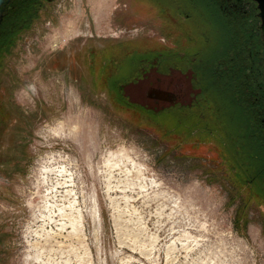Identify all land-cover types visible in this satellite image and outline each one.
<instances>
[{"label":"rangeland","instance_id":"374dc122","mask_svg":"<svg viewBox=\"0 0 264 264\" xmlns=\"http://www.w3.org/2000/svg\"><path fill=\"white\" fill-rule=\"evenodd\" d=\"M43 3L0 59V264H264V200L227 163L224 128L187 130L206 69L179 83L155 65L159 38L175 40L170 1ZM49 157L76 194L41 182Z\"/></svg>","mask_w":264,"mask_h":264},{"label":"flooded vegetation","instance_id":"af4514ba","mask_svg":"<svg viewBox=\"0 0 264 264\" xmlns=\"http://www.w3.org/2000/svg\"><path fill=\"white\" fill-rule=\"evenodd\" d=\"M46 1L48 4L54 0ZM169 1L173 14L170 31L175 40L166 46V39L159 38L162 49L158 50L155 65H167L180 73L179 83L195 65L206 69V74L198 72L199 93L193 95L188 105L190 126L247 128L264 148V39L258 2ZM14 2L6 3L7 14L1 25L15 7ZM3 32L6 30H0ZM181 95H170L178 106Z\"/></svg>","mask_w":264,"mask_h":264},{"label":"trees","instance_id":"16d2710c","mask_svg":"<svg viewBox=\"0 0 264 264\" xmlns=\"http://www.w3.org/2000/svg\"><path fill=\"white\" fill-rule=\"evenodd\" d=\"M42 2L43 0H15V7L7 15L5 22L0 26V30H6V32L0 33V59L4 53L11 52V48L14 46L16 39L26 30V27L29 26V23L35 18L37 13L40 12ZM144 59L143 62L148 61L147 63L152 65L151 57L148 56V58ZM135 61L138 62L137 59ZM113 62L117 66L122 61L114 58ZM147 63L145 64L146 66H148ZM122 76L118 74L111 75L108 81L115 88L117 96L120 98L119 100L126 104L128 101L122 91V86L125 84ZM198 129L205 128H187L188 131L193 132H196ZM240 130L247 132L245 141H239L237 138V142L229 140L230 134L226 128L216 133L219 134L218 137L224 145L223 152L227 157V163L229 162L234 172L236 171L241 174L239 175L242 179L238 177L240 180H245L242 181L243 185L249 183L247 186L250 190H257L259 198L264 200V148L259 139L255 138L254 142L251 140L252 136L249 134L247 128H239V132ZM210 131L212 132L211 129Z\"/></svg>","mask_w":264,"mask_h":264},{"label":"bare ground","instance_id":"6f19581e","mask_svg":"<svg viewBox=\"0 0 264 264\" xmlns=\"http://www.w3.org/2000/svg\"><path fill=\"white\" fill-rule=\"evenodd\" d=\"M73 128V131H72V135L70 136V137H76V136H78L79 135V132H77V130H76V128H77V126H73L72 127ZM63 129V128H62ZM63 131V130H62ZM69 133V132H68ZM67 133V134H68ZM66 136H68V135H66ZM69 137V136H68ZM54 155V154H53ZM59 155V154H58ZM49 156V155H48ZM55 157V156H54ZM69 157V156H68ZM113 157V156H112ZM51 158H53V157H49L48 158V160H47V162L46 163H44L43 165H42V168H41V176H39L40 177V180H41V182L45 185V186H47L49 189H55V188H58V187H60L59 185H66V186H70V188H71V186H73V185H71V184H73V182H74V179H73V173H72V171L70 170V168H69V166H67L65 163H61L60 165H58V166H50L49 164H48V162L50 163V162H53V161H50L51 160ZM65 158H66V156H65ZM115 158H116V156H115ZM54 159V158H53ZM55 159H56V157H55ZM57 159H59L58 157H57ZM108 159V158H107ZM106 159V160H107ZM113 159V158H112ZM127 159V158H126ZM129 159V158H128ZM110 160V159H109ZM122 160V159H121ZM133 160V159H132ZM59 161V160H58ZM62 161V160H61ZM108 161V160H107ZM123 161V160H122ZM130 161V160H129ZM108 162H110V161H108ZM108 162H107V164H108ZM133 162V161H132ZM71 163V162H70ZM77 163V162H76ZM134 163V162H133ZM133 163H131V164H133ZM56 164V163H55ZM58 164V163H57ZM126 164H128V163H126ZM54 165V164H53ZM118 165H119V163H118ZM123 165V164H122ZM135 165H136V163H135ZM73 166V165H72ZM77 166V165H76ZM75 166V167H76ZM116 166V165H115ZM137 166V165H136ZM74 167V166H73ZM108 167H109V165H108ZM118 167V166H117ZM120 167V166H119ZM119 167H118V169H119ZM77 168H79V167H77ZM126 168V167H125ZM133 169H134V166L132 167ZM113 169H115V168H113ZM112 169V170H113ZM132 169V170H133ZM140 169V168H139ZM138 169V171H140ZM129 170V169H128ZM128 170H126V171H128ZM75 171V170H74ZM137 171V170H136ZM76 172V171H75ZM74 172V173H75ZM130 172V171H129ZM128 172V173H129ZM131 173V172H130ZM52 174H56V177H62V178H57V180L58 181H56V183L54 182L53 183V185L52 186H50L49 185V183L52 181ZM117 174H119L120 175V173H117ZM123 174V173H122ZM76 175V174H75ZM76 177V176H75ZM158 178V177H157ZM62 181H61V180ZM55 180H56V178H55ZM77 180V179H76ZM84 180V179H83ZM54 181V180H53ZM40 182V181H39ZM77 182V181H76ZM150 183V182H149ZM43 185V186H44ZM49 185V186H48ZM78 187V186H77ZM47 189V188H46ZM62 190V189H61ZM63 190H64V188H63ZM67 190V192H69L68 193V196H69V194L71 193V191L73 190V188H71V189H66ZM75 190V189H74ZM51 191V190H50ZM49 191V192H50ZM56 191V190H55ZM54 191V192H55ZM113 191V190H112ZM48 192V191H47ZM54 192H52L53 194H54ZM73 192V191H72ZM46 193V192H45ZM57 193V192H56ZM73 193H75L76 194V192H73ZM67 194V193H66ZM65 194V195H66ZM176 194V193H175ZM47 195V194H46ZM60 195V194H59ZM63 195V194H62ZM67 196V197H68ZM72 196V195H71ZM54 197V196H53ZM66 197V196H65ZM66 197V198H67ZM76 197V196H75ZM70 200V199H69ZM69 200H67V201H69ZM75 201V200H74ZM135 201V200H134ZM76 202H77V199H76ZM48 203V202H47ZM61 203V202H60ZM65 203V202H64ZM72 203V202H71ZM70 203V204H71ZM73 204V203H72ZM77 205V204H76ZM47 206H49V205H47ZM71 206V205H70ZM73 206H74V204L72 205V209H73ZM149 206V205H148ZM74 207H76V206H74ZM48 208V207H47ZM61 208V207H60ZM49 209V208H48ZM70 209V208H69ZM80 208H78L77 209V211L79 210ZM66 210V209H65ZM49 211V210H48ZM52 211V210H51ZM51 211H49V212H51ZM54 211V210H53ZM60 211H62L61 209H60ZM63 211H64V209H63ZM72 211V210H71ZM74 211V210H73ZM52 213V212H51ZM51 213H48V214H51ZM68 213H70V212H68ZM68 213H67V215H68ZM78 213H79V211H78ZM54 214H55V212H54ZM65 214V213H64ZM56 215V214H55ZM74 215V214H73ZM79 215H80V213H79ZM43 216V215H42ZM49 216V215H48ZM61 216V215H60ZM63 216V215H62ZM155 216V215H154ZM44 217V216H43ZM50 217V216H49ZM48 217V218H49ZM80 217V216H79ZM51 218V217H50ZM49 218V219H50ZM62 219H63V217H62ZM68 219V218H67ZM80 219H82V217H80ZM51 220H52V218H51ZM51 220H50V222H51ZM53 220H54V218H53ZM55 220H56V218H55ZM54 220V221H55ZM58 220V219H57ZM78 220V219H77ZM76 220V221H77ZM44 221V220H43ZM59 221V220H58ZM48 222V221H47ZM50 222H49V224H50ZM71 223H74V222H71ZM57 224V223H56ZM77 224V223H76ZM43 225V224H42ZM73 225V224H72ZM83 225V224H82ZM45 226V225H44ZM61 226H63V222H62V225ZM76 226V225H75ZM81 226V225H80ZM66 227V226H65ZM73 227V226H72ZM61 229V228H60ZM73 229H74V227H73ZM77 228H75V231H77L76 230ZM64 230V229H63ZM48 232V231H47ZM54 234V233H53ZM61 235V234H60ZM48 236V235H47ZM67 236V235H66ZM53 237V236H52ZM55 237V236H54ZM166 238V237H165ZM66 239V238H65ZM61 240H62V238H61ZM194 241V240H193ZM177 242V241H176ZM63 245V244H62Z\"/></svg>","mask_w":264,"mask_h":264},{"label":"water","instance_id":"95a60500","mask_svg":"<svg viewBox=\"0 0 264 264\" xmlns=\"http://www.w3.org/2000/svg\"><path fill=\"white\" fill-rule=\"evenodd\" d=\"M10 0H0V25L4 19V16L7 14L6 3ZM258 2L259 10H260V17L262 20V37L264 39V0H256Z\"/></svg>","mask_w":264,"mask_h":264},{"label":"snow or ice","instance_id":"6c2138e0","mask_svg":"<svg viewBox=\"0 0 264 264\" xmlns=\"http://www.w3.org/2000/svg\"><path fill=\"white\" fill-rule=\"evenodd\" d=\"M100 191L102 192L103 188H101ZM91 199H92L93 205H95V202H96V199H97V193H95V192L91 193ZM85 211H91L96 216L97 219L100 218V213L96 210L95 207H93L91 210L86 208ZM107 228H109V229L111 228V224L110 223L107 224Z\"/></svg>","mask_w":264,"mask_h":264}]
</instances>
